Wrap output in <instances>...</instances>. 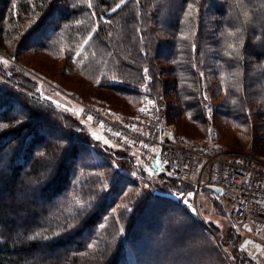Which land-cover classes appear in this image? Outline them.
<instances>
[{
  "label": "trees",
  "instance_id": "trees-1",
  "mask_svg": "<svg viewBox=\"0 0 264 264\" xmlns=\"http://www.w3.org/2000/svg\"><path fill=\"white\" fill-rule=\"evenodd\" d=\"M117 3L92 0L89 9L87 0H0V40L16 55L31 50L69 59V50L79 47L96 22L98 32L74 65L96 88L140 97L147 68L165 118L181 115L165 101L172 92L178 108L193 112L204 127L212 108L256 135V120L264 119V0H124L112 12ZM78 20L84 23L78 25ZM229 31L235 35L228 36ZM163 58L172 65L170 82L162 78ZM213 77L226 93L218 107H212L217 92ZM35 86L14 67L0 65V264H121L127 257L129 264H142L132 246L140 226L149 234L156 228L155 242L166 238V264H225L211 243L199 247L176 230L193 232L187 222L196 221L177 204L181 193H195L193 185L169 175L162 163L145 167L135 156L94 140L71 115L33 97ZM90 153L93 162L86 163L82 156ZM134 178L150 189L139 195L131 190V210L118 211L121 224L108 222L125 184ZM211 195L230 223L225 244L233 262L263 264L243 249L242 232L224 199ZM41 200L59 203L39 210ZM162 212L168 217H160ZM147 216L154 223L148 224ZM67 221L76 225L71 231L61 227ZM167 225L177 228L164 236ZM37 232L62 235L48 243L33 242L29 237ZM203 235L197 231L196 239ZM175 236L192 245L176 248ZM169 242L173 251L165 250ZM89 243L94 246L87 247ZM59 249L65 255L59 256Z\"/></svg>",
  "mask_w": 264,
  "mask_h": 264
},
{
  "label": "rangeland",
  "instance_id": "rangeland-1",
  "mask_svg": "<svg viewBox=\"0 0 264 264\" xmlns=\"http://www.w3.org/2000/svg\"><path fill=\"white\" fill-rule=\"evenodd\" d=\"M51 33V29L47 30L46 32L48 36ZM0 57L9 61V64L6 65V67H14L19 72L27 76V78H29L32 83L36 84L34 93L37 92V88L39 87V85L43 84L42 91L44 95L51 96L52 100L58 101L62 106H64L59 108L61 112L71 115L72 118L76 119L80 123L81 127L90 135V137L96 140L92 135V133H95L96 135L101 137V140L98 141L101 144H103L102 141L104 139H107L109 141V145H107V147L126 153L128 155L137 154L133 156L138 159L139 163L146 167V165H144L138 157V154L140 152L138 149H134L131 151V148H127L126 146L120 144L118 141L119 139L115 135V132L112 133L107 128L105 129L100 121H97L96 119L88 120L87 117H83L80 113V105L78 103V100L96 105L100 110H103V112L107 114L108 118L116 121H121V119H119L121 117L127 115L138 116L144 113L141 112L140 109L144 108L145 104L149 107V98L147 97L149 94L152 96L150 97L151 100L155 101L154 105H150V109L152 111L155 109V105L160 104V99L151 89L150 84L152 79L149 75V72L147 74L143 73L144 84L141 88L142 94L140 95V97L136 96L125 98L117 92H113L108 89L96 88L94 84L89 83L88 80L80 76L74 68L75 62L76 60H78V58L76 57H73L70 60L65 57L53 56L47 52L31 50H27L23 54L20 52V54L16 55L15 50H10L1 40ZM161 64L165 70L162 78L170 82L173 79V73H171L172 70L170 68L172 67V65L164 58L161 60ZM221 72L220 73L222 75L224 73H227L226 70H222ZM203 76L207 78L206 75L203 74ZM212 79V83L213 85H215L217 80L214 77ZM219 85L222 86V83L219 82L216 84L217 92L212 97V107H214L215 105H217L218 107L220 103H222L226 99V93L225 91H220L221 87ZM35 97L38 98L39 96L37 95ZM39 99L50 102L41 97H39ZM106 100L108 102H106ZM165 101L173 106V112L177 111L178 109L180 110L181 115L177 119L171 116L170 118H165V121L167 123L169 122L174 126L175 132L178 136H184L186 139L191 141H203L210 135L211 131H216V138L218 142L223 146V150L230 155L248 153L258 157H264V119L261 120L257 118L256 121L258 122V124H260V127L256 129L255 135L248 128L241 127L234 119L218 115L213 112L212 108H210L211 111H209L208 113L210 122L206 127H204L199 121H196L197 119L192 117L193 112H185L183 108H178V106H181L179 99L175 95V93L173 94L172 92H169L165 97ZM65 108L67 110H65ZM125 118L126 117H124L122 120H124ZM209 126L210 128L208 130ZM111 145H115V147H111ZM82 158L86 161V163H89L93 160V155L91 153L87 155L84 154ZM130 180L131 179L128 180V183L130 184L126 182L127 184H125V186L127 185V188H125V192H123V194L120 196L117 203L119 208L117 210H111L108 222L110 220L114 221L115 219L116 223L118 222L119 224H121L122 221H120V219L117 217L119 216L118 211L119 209L124 208V205L128 206V204H130L128 199H130L133 194L131 190L139 195L143 193L144 190L146 191L150 189V187L146 183H141L140 180L136 182L135 179V183L133 180ZM138 183L141 184L139 185ZM186 199H189L192 207L197 209L196 213H191V215L193 216L191 217L194 221H196V223L193 224V221L187 222L189 227L193 229V232L189 230L190 232L188 231L186 233V229H184L185 231L183 232L182 229L167 225L162 230L164 236H168L169 228L170 230L172 229L171 227H173L174 229L177 228L176 230L183 233V236H185V234H188L190 236V239L197 243L199 247L206 245V243H211L215 251L221 250L220 252L224 257L223 259H225V264H235L233 262L232 255L228 254L229 250L226 249L227 245L225 244V240H227L226 234L229 231L230 227L229 220L225 216L222 208L214 202L210 190L207 188H202L196 192L195 189V193L191 197H187ZM40 202L42 204H40ZM40 202H37V207L39 208V210L46 209L48 206L52 208L56 206L57 203H59V201L57 200H54L52 203H48L46 200H43V202L41 200ZM225 203L226 208L229 211L230 206L227 201ZM189 211L191 212V209H189ZM154 213L157 214L159 213V211H154ZM154 213L151 212L150 214L152 215ZM155 214L154 216L157 217V215ZM150 216H147L148 224L154 223ZM159 216L164 218L168 217L163 214V212ZM140 227L141 229L138 232L140 235L139 240H135L132 242V246L136 247L135 251H137L138 262L142 264H166V254L163 255V246L166 243V238H163V240L158 239V241L155 242V238L157 236L156 228H153L152 233L149 234V230L146 227ZM240 228L241 227L239 225V230ZM200 230L203 231L204 235L198 240L196 239L197 231ZM242 235L243 239H241L240 243L243 247L245 242V234ZM174 238V244L172 245L178 249L181 248L183 244H186L187 247L192 245L191 242H188L189 244L187 242L183 243L184 240H182V237L180 236H175ZM169 245H171V243ZM172 245L169 248L165 247V250L170 249L173 251L174 247L172 248ZM194 246L198 250V246ZM231 250L230 252H232ZM65 252V250L59 249L58 254L59 256H63L65 255ZM196 253L198 256L201 252L199 251ZM172 258L176 257H174L173 255ZM199 258L201 259L202 257ZM209 258L210 257H208V259ZM129 262V257H127L123 262H121V264H129Z\"/></svg>",
  "mask_w": 264,
  "mask_h": 264
},
{
  "label": "built area",
  "instance_id": "built-area-1",
  "mask_svg": "<svg viewBox=\"0 0 264 264\" xmlns=\"http://www.w3.org/2000/svg\"><path fill=\"white\" fill-rule=\"evenodd\" d=\"M78 101L83 117L92 116L105 129L121 133L119 143L131 151L138 149L144 165L168 166L174 178L193 185L196 192L207 186L221 188L223 193L218 196L227 201L230 215L245 234L243 249L264 263V157L230 155L218 142L216 131L203 141L178 136L174 126L165 121L160 105L151 111L145 104L141 115L116 121L96 105Z\"/></svg>",
  "mask_w": 264,
  "mask_h": 264
},
{
  "label": "snow or ice",
  "instance_id": "snow-or-ice-1",
  "mask_svg": "<svg viewBox=\"0 0 264 264\" xmlns=\"http://www.w3.org/2000/svg\"><path fill=\"white\" fill-rule=\"evenodd\" d=\"M124 3V0H120V3H117L115 7H113L111 9L112 12H116L118 8L121 7V4ZM75 7V5H74ZM87 7L89 9H91L93 7V4H92V0H87ZM189 7L191 8L192 6L189 5ZM91 15H95V13H91ZM106 23H108L109 21H105ZM84 21L83 20H78L77 21V24L78 25H81L83 24ZM99 30V24L94 22V25L90 27V31L87 35V37L83 40V42L79 45V47L77 49H71L69 50V59L71 60L73 57H76V58H81L83 57V53L86 51V46L89 44V42L93 39V34L94 33H97ZM235 33L232 32V31H229L228 32V36H234ZM26 39V38H25ZM228 47L229 48H235V45L234 44H231L229 43L228 44ZM9 64V61L7 59H4L2 57H0V65H8ZM144 73L147 74L149 72V69L145 68L144 70ZM11 73H9L10 75ZM103 75V74H102ZM150 79V78H149ZM97 83H100V81H97ZM43 84H40L39 87L37 88V92L36 93H33L32 95L35 97V96H39L45 100H48L50 101V103L52 105H54L55 107L57 108H61V107H64L62 106L58 101H55V100H52L51 96H46L44 95L43 91ZM148 104L149 105H154L155 104V101L149 99L148 100ZM65 110H67L65 108ZM141 112H145L146 109L145 108H141L140 109ZM209 111H211V109H209ZM93 117L92 116H88V120H92ZM5 127H7V125H5ZM75 131H79V129H75ZM93 137L97 140V141H100L101 140V137L96 135L95 133H92ZM115 135L117 137H120L121 136V133L117 132L115 133ZM103 144H105L106 146L109 145V141L107 139H104L103 141ZM111 147H115V145H111ZM145 147H147V145H145ZM135 155V154H133ZM40 156L44 159V160H47L48 158L45 156V154L43 152L40 153ZM39 163V162H38ZM51 170V169H50ZM172 173L169 172V175H171ZM191 197L192 196V193H181L180 194V197L178 198L177 200V204L179 205H184L185 208H184V211L185 213L191 215V213H196L197 212V209L192 207L191 203H190V200L189 199H186L185 197ZM81 209H84V205H80ZM124 208L128 211H130L131 209L128 208L127 205H124ZM189 209H191V212H189ZM76 225H74L73 223H71L70 221H67L65 222L63 225H61V227H63V229L65 231H71ZM121 231H123V229H121ZM60 235H62L61 232H53L51 235H42L41 233L37 232L35 236L33 237H29L30 240H32L33 242H39V243H48L49 241L51 240H54L56 238H58ZM94 245L89 243L87 245V247H93Z\"/></svg>",
  "mask_w": 264,
  "mask_h": 264
},
{
  "label": "water",
  "instance_id": "water-1",
  "mask_svg": "<svg viewBox=\"0 0 264 264\" xmlns=\"http://www.w3.org/2000/svg\"><path fill=\"white\" fill-rule=\"evenodd\" d=\"M207 189H209L210 191L216 193L217 195L221 196L222 195V189L216 186H207Z\"/></svg>",
  "mask_w": 264,
  "mask_h": 264
}]
</instances>
